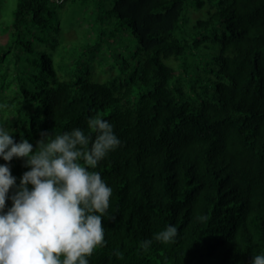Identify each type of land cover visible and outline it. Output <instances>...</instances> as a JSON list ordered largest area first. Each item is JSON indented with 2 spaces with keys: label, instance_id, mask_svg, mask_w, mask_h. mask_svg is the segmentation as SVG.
<instances>
[{
  "label": "trees",
  "instance_id": "16d2710c",
  "mask_svg": "<svg viewBox=\"0 0 264 264\" xmlns=\"http://www.w3.org/2000/svg\"><path fill=\"white\" fill-rule=\"evenodd\" d=\"M66 1L17 0L0 38V126L34 148L43 132L87 134L97 114L113 126L121 144L95 169L112 188L105 242L89 264L264 255V0H115L69 58L41 36ZM113 31L133 40L126 56ZM92 64L111 73L94 80ZM24 163L0 158L17 185ZM168 225L174 241L140 247Z\"/></svg>",
  "mask_w": 264,
  "mask_h": 264
},
{
  "label": "clouds",
  "instance_id": "9594fccd",
  "mask_svg": "<svg viewBox=\"0 0 264 264\" xmlns=\"http://www.w3.org/2000/svg\"><path fill=\"white\" fill-rule=\"evenodd\" d=\"M87 128V134L76 128L54 138L43 132L34 148L25 138L15 142L0 126V158H22L29 169L17 185L8 164H0V264H89L87 258L104 245L112 188L95 169L121 141L99 114ZM9 198L12 206L5 211ZM177 234L168 225L140 247L149 248L153 240L167 244ZM251 264H264V255Z\"/></svg>",
  "mask_w": 264,
  "mask_h": 264
},
{
  "label": "rangeland",
  "instance_id": "374dc122",
  "mask_svg": "<svg viewBox=\"0 0 264 264\" xmlns=\"http://www.w3.org/2000/svg\"><path fill=\"white\" fill-rule=\"evenodd\" d=\"M115 0H67L62 7L56 9L52 22L55 28H50L41 34L43 42H55L57 47L62 46L64 50H67L66 57H75L76 54L84 50L85 45L94 43L90 38L96 36V26L93 27L95 22L93 19L95 16H105L106 10L110 8ZM17 0H0V38L2 41L7 40L9 35L8 26L12 21V13L16 7ZM200 15V13H193L192 17ZM104 22L109 24L110 22L104 19ZM100 24V23H98ZM96 25V24H95ZM107 33L112 30V27L104 29ZM93 36H91L92 34ZM113 37L120 42H123L120 47V53L126 56V49L124 44H133L131 37L124 32H114ZM91 34V35H90ZM40 42V41H35ZM59 43V44H58ZM47 51H50V44H47ZM76 54H75V53ZM108 56L111 52H107ZM107 56V66L115 62ZM96 60V59H95ZM99 65H102L100 61H97ZM105 64L103 66H105ZM93 71L92 77L94 80H102L106 78L109 73L108 70L104 71L95 64H92Z\"/></svg>",
  "mask_w": 264,
  "mask_h": 264
},
{
  "label": "built area",
  "instance_id": "2783aa9c",
  "mask_svg": "<svg viewBox=\"0 0 264 264\" xmlns=\"http://www.w3.org/2000/svg\"><path fill=\"white\" fill-rule=\"evenodd\" d=\"M48 1L53 4H61L63 2V0H48Z\"/></svg>",
  "mask_w": 264,
  "mask_h": 264
}]
</instances>
